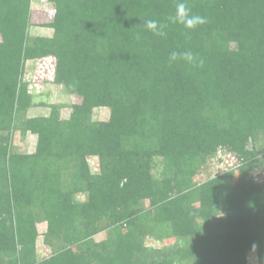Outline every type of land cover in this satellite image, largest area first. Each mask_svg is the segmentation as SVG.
Listing matches in <instances>:
<instances>
[{"label":"trees","instance_id":"obj_1","mask_svg":"<svg viewBox=\"0 0 264 264\" xmlns=\"http://www.w3.org/2000/svg\"><path fill=\"white\" fill-rule=\"evenodd\" d=\"M178 2L49 0L53 35L33 39L32 0H0V132L24 121L38 139L22 154L0 135V264H247L251 250L264 264V185L231 178L264 169V0H184L207 18L195 30L169 20ZM49 54L76 104L68 119L58 105L28 119L22 69ZM99 108L107 121L93 120ZM219 150L237 171L195 182ZM39 224L52 252L41 259ZM107 229L115 238L97 242Z\"/></svg>","mask_w":264,"mask_h":264},{"label":"rangeland","instance_id":"obj_2","mask_svg":"<svg viewBox=\"0 0 264 264\" xmlns=\"http://www.w3.org/2000/svg\"><path fill=\"white\" fill-rule=\"evenodd\" d=\"M55 9L49 3V0H32L31 4V19L29 35L33 39L35 38H50L53 35V30L49 27L54 18ZM57 59L54 55H47L41 58L27 60L25 61L24 67L22 69V74L24 75V80L28 81V89L33 96V105L30 108L26 116L28 119L37 117H48L51 114V106H61L59 113L62 119H68L71 114V106L76 104V97L72 95L71 90L63 86H58L54 84V77L56 74ZM109 119V109L99 108L93 111V120L95 121H107ZM26 130L24 121L13 122L10 127L5 131L0 132V135L4 136L3 139H12L14 145V150L22 154H33L37 147V136L31 134L30 131ZM6 141L4 140V143ZM92 169L95 170L98 166V159L96 157H91L89 159ZM54 164V170L56 172V160L52 161ZM240 165L239 161L234 160L230 153L226 151L219 150L216 152L215 156L208 159V162L199 169L195 182L204 183L207 180L214 178L216 176H224L231 170H236ZM64 164H59L57 169L61 171L64 175ZM162 168V167H161ZM237 171V170H236ZM158 171L155 173L158 174ZM66 174V172H65ZM65 178V176H64ZM234 181H239L240 179L246 178L258 184V186L264 185V169L253 168L248 174L243 176L236 172L232 177ZM70 179V180H69ZM66 182L70 183L71 178ZM252 181V180H251ZM235 183V184H236ZM232 184V182H231ZM87 195L79 194L78 201L85 202L87 200ZM198 201H194L193 206L197 207ZM39 239L37 243L39 258H44L52 254L51 249L43 244V234L46 232V225H38ZM127 234V230L123 231ZM114 239L115 234L111 229L104 230L103 232L97 234L94 239L99 241H104L107 243L109 239ZM175 244L174 238L168 239H147V245L156 248H162L165 246H170ZM193 261L191 260V263ZM247 264H261L257 255V251L251 250L247 253Z\"/></svg>","mask_w":264,"mask_h":264},{"label":"clouds","instance_id":"obj_3","mask_svg":"<svg viewBox=\"0 0 264 264\" xmlns=\"http://www.w3.org/2000/svg\"><path fill=\"white\" fill-rule=\"evenodd\" d=\"M169 20L174 24L182 25L186 30H195L199 26L207 23V18L202 15L192 13L191 9L184 2V0H180V2L176 4L175 12L172 16L169 17ZM144 27L147 30L151 31L154 35L160 37L166 36L165 28L167 27V25L160 23L157 20H145ZM177 59L192 63L195 61V56L191 51L171 52L169 61L173 62Z\"/></svg>","mask_w":264,"mask_h":264}]
</instances>
